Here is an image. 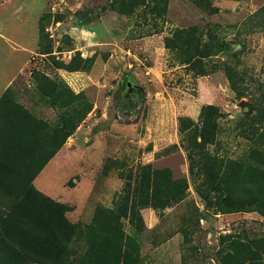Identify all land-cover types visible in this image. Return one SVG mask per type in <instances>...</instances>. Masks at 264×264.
<instances>
[{"label": "rangeland", "instance_id": "obj_1", "mask_svg": "<svg viewBox=\"0 0 264 264\" xmlns=\"http://www.w3.org/2000/svg\"><path fill=\"white\" fill-rule=\"evenodd\" d=\"M19 15L24 28L10 20ZM177 29L194 42L191 53L181 50L189 63L165 47ZM195 45L211 55L194 56ZM1 83L0 182L39 194L43 214L79 254L87 240L102 251L107 236L93 219L104 209L146 201L142 230L120 219L135 239L130 264H237L243 253L264 251L255 247L264 200L248 202L240 176L226 188L238 204L222 212L208 206L191 184L178 132L179 118L197 121L205 104L222 114L211 156L236 159L247 132H264V0H0ZM100 128L98 159L82 138L95 145ZM75 131L87 150L70 137ZM258 154L244 171L262 188ZM111 176L121 179L118 190L106 188ZM149 192L152 201L144 199Z\"/></svg>", "mask_w": 264, "mask_h": 264}, {"label": "trees", "instance_id": "obj_2", "mask_svg": "<svg viewBox=\"0 0 264 264\" xmlns=\"http://www.w3.org/2000/svg\"><path fill=\"white\" fill-rule=\"evenodd\" d=\"M190 30L192 31V28L186 29V32L190 33ZM193 44V40L185 34V29L174 30L170 38L165 40L167 51L171 52L173 59L180 63L190 62L192 57L184 60L181 50L185 47L186 53H191ZM196 44H198L197 40ZM213 47L216 50H222L224 45L216 43ZM194 48V56L207 57L211 55L206 48L199 50L197 45ZM124 83L126 85V81ZM221 117L222 114L216 105L205 104L200 109L197 121L181 117L178 125L179 146L186 153L191 184L206 204L211 205L210 207L219 212H222L220 211L222 206L230 209L238 204L229 195L226 188L228 180H239L240 176L247 179L248 198L250 199L248 202L253 199L264 200L262 193L264 186L262 185L261 188L259 187L261 183H252L251 178L255 177L244 171L248 162L249 165H253L254 152L260 150L264 152V132L258 135L247 132L248 137L246 138H248L249 144L236 159L223 156L216 158L209 154L208 149L218 142V121ZM51 153L54 155L56 148ZM258 155L261 156L259 164L263 165L264 154ZM235 166H238V170ZM260 172H262L260 174L264 184V169L262 167ZM173 181L181 184L179 180ZM184 190L185 187L182 183L179 194H182ZM151 193L149 192L144 199L152 201ZM38 196L39 194L36 193L27 197L23 191L14 193L0 182V264H117L123 261L125 264H130V257L127 254L130 252V242L132 241L134 244L135 239L130 237L128 240V235H125L120 219H127L131 226L141 227L140 209L146 207L149 204L148 201L142 203L138 209L131 206L125 208L117 206L116 210H113L112 207L104 209L103 211L106 213L103 215L105 216L97 215L93 219V223L97 221L98 230L107 236L104 239L102 251L87 240L84 243L85 251L79 254L77 250L73 249V246H69L71 240L68 235L53 226L48 220V216L43 214L45 207ZM179 200L181 198H177V201ZM116 215L118 217H115ZM142 229L143 227H141ZM76 231L78 232L77 228L73 227L68 232L73 235ZM249 242L253 243V240ZM229 243L231 245L239 242L230 241ZM262 244H264V236L257 240L255 247ZM245 245L248 247V244ZM245 245L243 246L246 250ZM228 252L223 256L224 258L228 257ZM261 252H264L261 248L256 250V256L253 258H243V253L237 264H246L250 261H253V264H257L256 261H258L259 264Z\"/></svg>", "mask_w": 264, "mask_h": 264}, {"label": "crops", "instance_id": "obj_3", "mask_svg": "<svg viewBox=\"0 0 264 264\" xmlns=\"http://www.w3.org/2000/svg\"><path fill=\"white\" fill-rule=\"evenodd\" d=\"M21 13H22V11H21ZM23 15V14H22ZM26 16H28V14L26 13L25 14ZM10 20L11 21H15L14 22V24H15V26H17V24H19L22 28H24L25 26H26V23H25V25H24V27H23V23L25 22L24 20H23V18L22 19H20V15L19 16H15V18H10ZM23 20V21H22ZM1 34H3V33H1ZM5 37V36H4ZM19 64H22L21 62H19L17 65H19ZM128 84H130L129 82L127 83V87H129L130 85H128ZM1 85H2V83L0 84V87H1ZM85 98H86V100H87V96L85 95ZM87 101H89V100H87ZM92 105H93V102H92ZM90 108H92V106H90ZM105 129L103 130V129H96V131H95V133H94V135H95V139H93L94 141L96 140L97 142H95V145L92 143V141H91V138H89V137H85V136H83V138H82V143L84 144L85 143V141H86V139H87V142L86 143H88V141H89V144H90V146H89V148H91L92 147V149H91V154L92 155H94V157H97V155H98V157L99 156H101L100 155V152H99V150L101 151V153H103V150H101V149H103L102 148V146H101V143H100V141H99V138L105 133ZM92 133V134H93ZM78 135V132L77 131H75V133H74V135H71L70 137L71 138H73L74 136H76L75 137V143L80 147V148H82L83 147V149H86L87 150V148H85L86 146L85 145H83V144H81V142H79L80 141V137H78L77 136ZM74 139V138H73ZM62 149H63V147H61L60 149H58L57 150V152L55 153V155L57 154H59L61 151H62ZM103 155V154H102ZM97 157V158H98ZM99 159V158H98ZM159 161H163V163L161 162V166H164V164L165 165H168V163H169V161H167V160H165V158H162V159H159ZM172 173H173V176H176V171L175 170H172L171 171ZM184 174V173H183ZM186 179V178H185ZM105 180H106V182H105V186H106V188L109 190V189H112L113 191H115V190H118L119 189V187L121 186V179H119L118 177H115V176H111V177H106L105 178Z\"/></svg>", "mask_w": 264, "mask_h": 264}, {"label": "water", "instance_id": "obj_4", "mask_svg": "<svg viewBox=\"0 0 264 264\" xmlns=\"http://www.w3.org/2000/svg\"><path fill=\"white\" fill-rule=\"evenodd\" d=\"M128 85H130V84H128ZM239 105H240V106H248V104L245 103V102H243V101H241V102L239 103Z\"/></svg>", "mask_w": 264, "mask_h": 264}]
</instances>
